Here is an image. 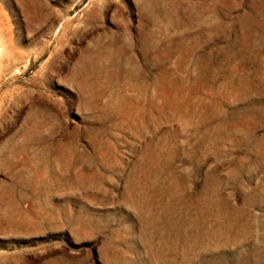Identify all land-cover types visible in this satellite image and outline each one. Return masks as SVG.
Listing matches in <instances>:
<instances>
[{
  "label": "rangeland",
  "instance_id": "obj_1",
  "mask_svg": "<svg viewBox=\"0 0 264 264\" xmlns=\"http://www.w3.org/2000/svg\"><path fill=\"white\" fill-rule=\"evenodd\" d=\"M0 32V264H264V0H0Z\"/></svg>",
  "mask_w": 264,
  "mask_h": 264
},
{
  "label": "bare ground",
  "instance_id": "obj_2",
  "mask_svg": "<svg viewBox=\"0 0 264 264\" xmlns=\"http://www.w3.org/2000/svg\"><path fill=\"white\" fill-rule=\"evenodd\" d=\"M10 48V47H9ZM4 49H5V43H4V40H3V38H2V35H1V32H0V54L2 55V53H3V51H4ZM5 53V52H4ZM3 60H1V62H2ZM45 136V135H44ZM43 136V137H44ZM47 137V136H46ZM44 139V138H43ZM43 139H42V141H43ZM41 141V142H42ZM31 142V141H30ZM36 142V141H35ZM31 145V144H30ZM33 145V144H32ZM29 146V145H28ZM17 148V147H16ZM4 152V151H3ZM8 162V161H7ZM5 167V166H4ZM11 181H13V180H11ZM15 195V194H14ZM17 197V196H16Z\"/></svg>",
  "mask_w": 264,
  "mask_h": 264
}]
</instances>
